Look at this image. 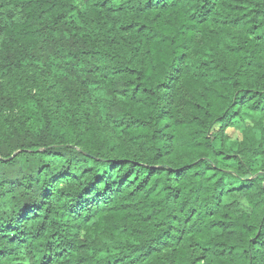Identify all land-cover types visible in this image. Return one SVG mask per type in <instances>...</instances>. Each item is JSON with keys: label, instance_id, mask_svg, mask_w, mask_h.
Here are the masks:
<instances>
[{"label": "trees", "instance_id": "obj_1", "mask_svg": "<svg viewBox=\"0 0 264 264\" xmlns=\"http://www.w3.org/2000/svg\"><path fill=\"white\" fill-rule=\"evenodd\" d=\"M263 121L264 0H0V264H264Z\"/></svg>", "mask_w": 264, "mask_h": 264}, {"label": "rangeland", "instance_id": "obj_2", "mask_svg": "<svg viewBox=\"0 0 264 264\" xmlns=\"http://www.w3.org/2000/svg\"><path fill=\"white\" fill-rule=\"evenodd\" d=\"M236 124L233 127L228 128L225 132L230 141H238L241 139L240 128L244 125L242 121L236 120ZM264 124V121H263Z\"/></svg>", "mask_w": 264, "mask_h": 264}]
</instances>
